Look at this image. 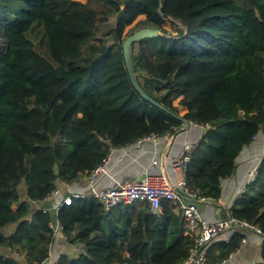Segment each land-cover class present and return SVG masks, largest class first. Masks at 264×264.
Instances as JSON below:
<instances>
[{
    "label": "trees",
    "instance_id": "16d2710c",
    "mask_svg": "<svg viewBox=\"0 0 264 264\" xmlns=\"http://www.w3.org/2000/svg\"><path fill=\"white\" fill-rule=\"evenodd\" d=\"M140 15L162 34L131 45L136 83L172 114L183 107V119L206 126L182 170L190 187L216 202L242 149L264 133V0H0V264L45 262L58 240L77 254L55 264L186 258L193 238L171 202L153 216L144 203L106 210L74 198L57 215L65 240H52L54 215L35 206H46L59 182L90 173L111 147L183 126L128 77L123 31ZM168 18L181 25L175 36L163 27ZM252 185L257 193L244 192L229 214L260 230L264 264V156ZM8 224L15 227L4 234ZM242 238L213 244L208 260L222 261Z\"/></svg>",
    "mask_w": 264,
    "mask_h": 264
},
{
    "label": "built area",
    "instance_id": "2783aa9c",
    "mask_svg": "<svg viewBox=\"0 0 264 264\" xmlns=\"http://www.w3.org/2000/svg\"><path fill=\"white\" fill-rule=\"evenodd\" d=\"M167 22L173 23L181 27L179 21L171 18ZM192 124V122H190ZM202 126V125H201ZM174 133H166L163 135H145L141 138L134 140L128 147H140L145 143H156L160 138L165 139L166 143L162 144L161 150L168 149V146L173 140ZM254 136L252 141L256 139ZM198 142L186 144L182 147L179 155L170 160L173 174L175 175L176 182H171L167 174L161 169L165 163L164 158L152 159L150 164L160 168L159 174L151 175L146 172V167H142L143 175L140 179L133 180H112L106 187L97 188L99 179L107 175L105 164L108 161L110 153L117 150L111 147L109 154L103 162L95 167L90 173L84 174L83 177L73 183L59 182L57 187L45 198L44 203L46 206L35 205L37 209L42 212H51L54 215V222L50 224L52 229V240L62 239L65 240L61 232V225L57 219L58 211L63 205H70L74 198H92L102 205L106 210L119 205H132L144 203L149 208V213L153 216H160L161 205L163 202H171L177 205L181 218L185 223L184 235L191 236L193 242L188 248L186 258L178 264H225L232 255L238 251L241 244L245 243L244 238L241 239L238 248L230 253L226 258L217 263H212L208 260V247L210 243L221 233L230 230L231 236L241 233L246 230L253 231L261 236L260 230L246 221H241L233 218L228 214L225 218L220 219L214 223L206 222L200 214L198 206L201 204H211L214 201L201 195L197 189L190 187L183 177V167L189 159L191 152L195 149ZM250 144V143H249ZM264 151H262V157ZM261 157V158H262ZM258 167H253L247 171L248 185L253 184L256 179ZM73 186L77 188V192L66 191L64 189ZM224 186L220 183V197ZM262 238V236H261ZM53 242L49 245L48 259H50ZM75 247V246H74ZM17 255V254H15ZM18 256V255H17ZM20 259L25 260L23 256H18ZM46 260V261H47ZM35 263V264H45ZM53 262L52 264H55Z\"/></svg>",
    "mask_w": 264,
    "mask_h": 264
},
{
    "label": "crops",
    "instance_id": "0c3cea01",
    "mask_svg": "<svg viewBox=\"0 0 264 264\" xmlns=\"http://www.w3.org/2000/svg\"><path fill=\"white\" fill-rule=\"evenodd\" d=\"M205 130L206 126L190 124L186 131L174 133L173 140L165 151L161 150L162 144L166 143V140L162 138L155 144L145 143L137 148H117L116 151L110 153L108 161L105 164L107 175L99 179L97 188L108 186L112 180L140 179L143 175L142 167H146L148 174H159L160 168L150 164L152 159L159 157L165 160L161 168L164 174H167L171 182L175 183L176 178L171 168V158L177 157L184 145L198 142ZM263 143L264 133H258L256 139L246 145L236 158V169L234 173L230 177L222 180L224 189L222 190L221 197L211 204H201L198 206L201 217L206 222L214 223L225 218L229 214V209L235 200L246 192L248 186L247 171L259 166ZM231 237L230 233H221L210 243L208 249L210 250L212 245L217 242L227 243ZM243 238L245 243L240 245L238 251L225 264H259L262 262L260 256L261 236L253 231L246 230L243 232ZM58 242L59 244L63 243L60 240ZM71 247L73 250L76 249L74 246ZM54 252L55 249L51 251L50 259L45 264L57 262L60 253L53 254Z\"/></svg>",
    "mask_w": 264,
    "mask_h": 264
},
{
    "label": "rangeland",
    "instance_id": "374dc122",
    "mask_svg": "<svg viewBox=\"0 0 264 264\" xmlns=\"http://www.w3.org/2000/svg\"><path fill=\"white\" fill-rule=\"evenodd\" d=\"M79 1L84 2L86 0H79ZM144 21H145V16L144 15L138 16L130 25H128V26H126L124 28L123 36H125V34L129 35V34L133 33L134 31L138 30L139 28L146 27ZM110 23L108 25L104 26L102 29L108 28L109 25H110ZM163 27L172 36H175L177 34V28H179L178 25L172 24L170 22H165V24L163 25ZM39 52L43 56L48 57L47 56V52L45 51V47L43 48L42 51H39ZM178 100L179 99L175 100L173 102V104L178 106ZM185 112H186V109L185 108L178 106V113H179V115L182 116ZM262 151H264V143H263ZM258 189H259V187H257V185L249 186L247 188V190H246V192H247L246 197L247 198L252 197L255 193H257ZM66 191L77 192V188H75L73 186H70L67 189H64L63 190V193L66 192ZM14 227H15L14 224H8L4 228V230L2 232L4 234H9V232H12L13 231ZM224 232H227L229 234L231 231L230 230H226ZM54 249H55V252L53 254H59V253L61 255L69 254L70 256H75V254H77V252L73 251L72 247L69 246V245H67V243H65V242H63L61 244H59L58 241L53 242L52 250H54ZM52 260H54V258H52Z\"/></svg>",
    "mask_w": 264,
    "mask_h": 264
},
{
    "label": "water",
    "instance_id": "95a60500",
    "mask_svg": "<svg viewBox=\"0 0 264 264\" xmlns=\"http://www.w3.org/2000/svg\"><path fill=\"white\" fill-rule=\"evenodd\" d=\"M161 34L162 33L159 30L153 29V28L148 27V26L139 28L138 30L129 34L124 39V41L122 42V45H121L122 52H123L124 65H125V69L127 71V74H128V77L130 79L132 86L134 87V89L140 94V96L144 100L148 101L153 106L159 108L160 110L164 111L165 113L173 115L174 117H176L182 121L183 126L175 132V133H180V132L186 131L188 129V127L190 126V122L183 119L181 117V115L172 114V112H170L168 109L164 108L161 104H159L158 102H156L155 100L150 98L144 91H142L141 88L139 87V85L135 81V77L138 75H141V73H139V72L134 73L133 69H132V64H131V45L133 43H137L143 39L156 37V36H159Z\"/></svg>",
    "mask_w": 264,
    "mask_h": 264
}]
</instances>
